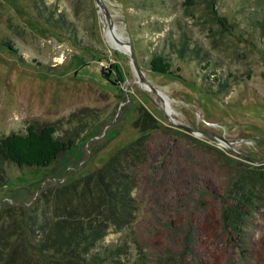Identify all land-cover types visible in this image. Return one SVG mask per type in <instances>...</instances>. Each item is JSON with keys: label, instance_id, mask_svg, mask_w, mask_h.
Masks as SVG:
<instances>
[{"label": "rangeland", "instance_id": "1", "mask_svg": "<svg viewBox=\"0 0 264 264\" xmlns=\"http://www.w3.org/2000/svg\"><path fill=\"white\" fill-rule=\"evenodd\" d=\"M103 1L114 31L96 0H0V141L54 126L76 144L48 168L0 159V221L11 223L4 234L32 214L38 223L44 214L52 220L54 205L42 194L55 202L58 188L138 140L143 108L158 129L147 133L148 159L137 172L141 211L126 264L140 250L148 264H264V186L252 179L259 166L242 157L264 161V0ZM128 41L171 119L208 135L170 124L121 54ZM160 53L181 79L150 71ZM242 176L256 187L246 196L237 186Z\"/></svg>", "mask_w": 264, "mask_h": 264}, {"label": "trees", "instance_id": "2", "mask_svg": "<svg viewBox=\"0 0 264 264\" xmlns=\"http://www.w3.org/2000/svg\"><path fill=\"white\" fill-rule=\"evenodd\" d=\"M6 45L13 50L10 44ZM187 52L184 42L178 53L184 57ZM148 66L152 73L181 79L177 74L181 70L174 72L173 63L162 53L155 54ZM110 70H103L102 75L109 77ZM135 127L141 137L114 154L104 167L58 188L55 202L49 198V192L42 194L40 200H49L54 205L52 220L49 214H44L43 222L38 223L32 214L26 225L20 222L18 232L9 234L10 230L8 235L4 233L11 223L0 221V264H126L130 249L136 244V236L130 231L141 211L135 194L137 172L148 159L147 133L156 131L158 122L142 108ZM75 145L73 140L58 138L54 126L40 130L30 126L25 134L13 133L0 141V159L19 168H48ZM258 168L252 172V179L258 178L259 184L264 186V165ZM249 178L242 176L237 182L244 196L256 188L249 186ZM111 233L121 234V237L107 243L106 238ZM147 259L140 250L133 264H148Z\"/></svg>", "mask_w": 264, "mask_h": 264}, {"label": "water", "instance_id": "3", "mask_svg": "<svg viewBox=\"0 0 264 264\" xmlns=\"http://www.w3.org/2000/svg\"><path fill=\"white\" fill-rule=\"evenodd\" d=\"M96 3H97V6L103 10L104 12V15H105V18L107 20V26L112 29L113 28V20H112V16L111 14L109 13V10H108V7L107 5L105 4V2L103 0H96ZM127 44L129 45V52L127 53H121L125 56H127L132 65H133V68L135 70V73L139 79V85L143 88V89H146V90H150L155 96H157L163 103V110H164V113L166 115V117L168 118V121L170 122V124L176 128H179L185 132H188L190 134H193L195 136H198V137H201V136H204V135H208L207 132L205 131H202L200 129H197V128H191V127H188V126H185L183 124H179L177 122H175L174 120H172L169 115L167 114V111H166V108H167V105L165 103V101L163 100L162 98V94L163 92H161L160 90H158L156 87H154L146 78L145 76V73L143 72L142 68L140 67L138 61H137V58L135 56V53H134V50H133V46L131 44V42H127ZM219 140L225 144L226 147H228L229 149L233 150V152L237 153L238 155L241 156V154H239L234 148H233V143H231L229 140H227L226 138H219ZM244 158H246L247 161L253 163V164H256L257 166H263L264 165V161H260V160H255L253 158H247L245 156H242Z\"/></svg>", "mask_w": 264, "mask_h": 264}, {"label": "bare ground", "instance_id": "4", "mask_svg": "<svg viewBox=\"0 0 264 264\" xmlns=\"http://www.w3.org/2000/svg\"><path fill=\"white\" fill-rule=\"evenodd\" d=\"M112 31H114L113 30V28L111 29ZM108 32H109V28H107V31H106V38H107V40H108V42L111 44V45H113L110 41H109V39H108ZM116 36H117V34H116ZM119 36H117V39L119 40ZM114 41V40H113ZM120 41V40H119ZM115 42V41H114ZM114 46V45H113ZM127 52H128V49H125ZM162 98H163V100L165 101V103H166V105H167V108H168V110H167V114L169 115V103H168V100H167V98H165V96H163V94H162ZM169 117H170V115H169ZM171 118V117H170Z\"/></svg>", "mask_w": 264, "mask_h": 264}]
</instances>
